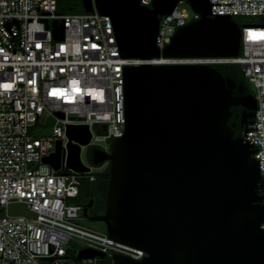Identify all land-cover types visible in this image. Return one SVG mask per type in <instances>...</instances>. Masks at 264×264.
Instances as JSON below:
<instances>
[{
	"label": "water",
	"instance_id": "95a60500",
	"mask_svg": "<svg viewBox=\"0 0 264 264\" xmlns=\"http://www.w3.org/2000/svg\"><path fill=\"white\" fill-rule=\"evenodd\" d=\"M186 1L201 18L180 29L163 51L168 58H237L240 26L214 16L209 0H82L111 18L121 55L159 57V17ZM55 39L64 24L53 22ZM125 126L110 153L93 152L95 166L109 163L105 215L108 236L143 250L139 261L115 255L112 264H264V198L253 145L236 137L232 108L253 109L252 95H234L236 83L210 65L129 66L124 69ZM63 117L62 114H58ZM243 125H247L245 122ZM67 166L89 172L81 147L88 126L67 127ZM60 143L53 162L59 168ZM91 205V204H90ZM85 214V213H84ZM85 249L79 259L103 258Z\"/></svg>",
	"mask_w": 264,
	"mask_h": 264
},
{
	"label": "built area",
	"instance_id": "2783aa9c",
	"mask_svg": "<svg viewBox=\"0 0 264 264\" xmlns=\"http://www.w3.org/2000/svg\"><path fill=\"white\" fill-rule=\"evenodd\" d=\"M209 2L214 16L260 19L240 26L237 58L163 56L178 29L201 18L192 8V16L181 9L182 1L159 17L156 47L161 55L128 59L121 55L111 18L95 7L92 12L64 13L57 0H0V207L22 203L33 214H0V264H95L99 258H78L85 249L111 262L115 255L136 261L147 256L82 223L84 205L75 200L83 182H94L101 170L83 162L89 172L67 166L68 126H88L91 139L80 146L81 152L110 153L112 142L123 136L125 67L239 65L257 105L241 137L253 145L264 198V0ZM151 3L142 0V5ZM55 21L64 24L62 40L54 37ZM50 124V134L34 135ZM75 248L77 260L69 255Z\"/></svg>",
	"mask_w": 264,
	"mask_h": 264
},
{
	"label": "flooded vegetation",
	"instance_id": "af4514ba",
	"mask_svg": "<svg viewBox=\"0 0 264 264\" xmlns=\"http://www.w3.org/2000/svg\"><path fill=\"white\" fill-rule=\"evenodd\" d=\"M62 1L68 3L70 10H74L75 8H80L81 6H83L82 0H62ZM148 7L151 8V5H148ZM233 69L236 70L235 68ZM238 79L240 82L236 83V88L234 89V95L238 97H246L248 95L253 96L251 92H248L247 83L245 81L246 79L242 77L240 73H238ZM252 108L253 109L246 110L241 105L232 108V116L230 117L229 123L234 126V131L236 133L243 132L246 129L247 125L253 119L255 115V110H254L255 104H252ZM244 122L247 125L244 126L243 125ZM94 151L95 150H89V156L91 161L93 160ZM97 167L100 168L101 170L99 174L106 172L109 173L110 171L109 163L100 164ZM108 182H109V175L108 177L105 178L97 175L95 181L93 182V185L88 184L86 181L83 182V187L89 189L88 196L86 194L83 195L82 193V196L88 197V202L84 205L83 208V216L85 217L86 220L93 221L94 218L102 217L105 215ZM96 263L112 264V262L105 257L98 259Z\"/></svg>",
	"mask_w": 264,
	"mask_h": 264
},
{
	"label": "rangeland",
	"instance_id": "374dc122",
	"mask_svg": "<svg viewBox=\"0 0 264 264\" xmlns=\"http://www.w3.org/2000/svg\"><path fill=\"white\" fill-rule=\"evenodd\" d=\"M179 7L181 9L187 10L188 13L192 16L191 6L189 5L188 2L182 1V3L179 4ZM256 21H260V19H257V18L240 19L239 23H240V26H242L244 24V22H256ZM50 127H51V124L48 127L43 128L40 131H37V133L35 132L34 135L35 136L48 135V134H50ZM81 159L85 165L92 167L93 170L97 171V166L93 165V163L90 159L89 149H82ZM0 214L2 216H6V214H8L10 216H27V217H31V218L33 217V214L28 210L27 206L25 204H22V203H12V204L8 205L7 207H0ZM82 223L85 226L93 228L97 231L106 232V225L102 222H93V221L83 220ZM78 250H79L78 248L71 250L70 256L71 257L77 256ZM96 264H98V263H96Z\"/></svg>",
	"mask_w": 264,
	"mask_h": 264
},
{
	"label": "trees",
	"instance_id": "16d2710c",
	"mask_svg": "<svg viewBox=\"0 0 264 264\" xmlns=\"http://www.w3.org/2000/svg\"><path fill=\"white\" fill-rule=\"evenodd\" d=\"M58 1V9L61 12L64 13H83L85 12L84 7L81 6L80 8H75L74 10H70L68 3L62 1V0H57ZM239 18H236L235 21L237 22V24L240 26L239 23ZM214 68H216L225 78H231L235 83L240 82L238 79V73H240L243 77L242 71H241V67L239 65H214ZM233 68H235L236 70H234ZM237 71V73H236ZM247 83V87H248V92H251L249 83L247 82V80H245ZM230 124V123H229ZM231 125V124H230ZM242 132H235V136H241ZM100 177H108L109 173H100L98 174ZM88 184L93 185V182H87ZM86 194L88 196L89 193V189L88 188H84L82 186L81 188V194L79 195V197L75 200L76 203L81 204V205H85L88 202V197L87 196H82ZM71 250L69 251V255H70ZM73 258H75V260H77L76 256H74Z\"/></svg>",
	"mask_w": 264,
	"mask_h": 264
}]
</instances>
